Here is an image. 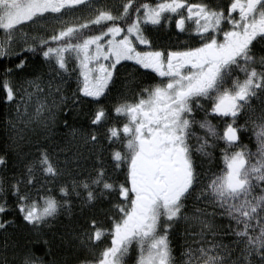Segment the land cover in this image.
Wrapping results in <instances>:
<instances>
[{"label":"snow or ice","instance_id":"6c2138e0","mask_svg":"<svg viewBox=\"0 0 264 264\" xmlns=\"http://www.w3.org/2000/svg\"><path fill=\"white\" fill-rule=\"evenodd\" d=\"M0 264H264V0H0Z\"/></svg>","mask_w":264,"mask_h":264},{"label":"flooded vegetation","instance_id":"af4514ba","mask_svg":"<svg viewBox=\"0 0 264 264\" xmlns=\"http://www.w3.org/2000/svg\"><path fill=\"white\" fill-rule=\"evenodd\" d=\"M143 2V0H141ZM190 3H198L199 0H189ZM175 24L174 21L171 23V30H169L167 27L163 29L161 32L157 34L158 36V42H163L165 44L169 43L168 36H171V43L178 45L179 43L184 42V37L181 36L179 40H177L176 35H175ZM153 32L155 33V29H153ZM148 82V79L146 78L145 83Z\"/></svg>","mask_w":264,"mask_h":264},{"label":"rangeland","instance_id":"374dc122","mask_svg":"<svg viewBox=\"0 0 264 264\" xmlns=\"http://www.w3.org/2000/svg\"><path fill=\"white\" fill-rule=\"evenodd\" d=\"M109 2H114V0H109ZM82 22V21H81ZM125 76V72H124V70L123 69H121V78L123 79V77ZM76 85H75V81H73V87H75ZM70 119L71 118H69V123H70ZM72 127H75L74 125L72 126ZM76 128H79V126H77ZM68 132V129H62V130H60L59 132H56L55 130L53 131V135H57V136H62V135H64L65 133H67ZM248 141H249V138H248V136L246 135L245 136V143H248ZM255 146H256V142H255V139L253 138V140H252V142H251V144H250V147L253 149V150H255ZM90 253L85 249V250H82L81 252H80V258L81 259H85V258H89L90 257ZM176 255H179V253L177 252L176 253Z\"/></svg>","mask_w":264,"mask_h":264},{"label":"trees","instance_id":"16d2710c","mask_svg":"<svg viewBox=\"0 0 264 264\" xmlns=\"http://www.w3.org/2000/svg\"><path fill=\"white\" fill-rule=\"evenodd\" d=\"M82 120H83V116H82V115H81L79 118H77L75 121L73 120V118H71L69 124H70L71 126L74 125L75 127H77V126H80ZM61 130H62V129H61Z\"/></svg>","mask_w":264,"mask_h":264}]
</instances>
